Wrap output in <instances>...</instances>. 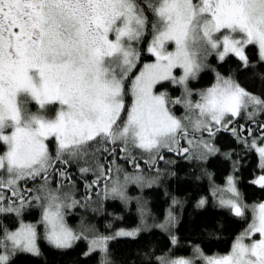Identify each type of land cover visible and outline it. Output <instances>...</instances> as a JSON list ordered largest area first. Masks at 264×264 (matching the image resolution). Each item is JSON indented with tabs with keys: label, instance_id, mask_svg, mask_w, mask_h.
Masks as SVG:
<instances>
[{
	"label": "snow or ice",
	"instance_id": "obj_1",
	"mask_svg": "<svg viewBox=\"0 0 264 264\" xmlns=\"http://www.w3.org/2000/svg\"><path fill=\"white\" fill-rule=\"evenodd\" d=\"M149 35L146 51L154 61L144 63L127 83L140 59L138 45ZM250 45L264 63V0H0V189L7 188L16 197L5 205L0 192V215L21 218L30 201L20 193L19 182L40 178L45 181L39 188L43 195L34 199L45 202L43 238L57 249H68L88 238L74 233L63 220L62 209L77 202L65 205L58 189L48 186L50 170L57 163H87L97 152H108L106 145L119 142L126 159L134 162L130 148H138L149 154L145 163L153 167L164 159L162 149L203 160L218 151L211 143L217 133L231 132L240 140L229 125L242 115L255 120L264 114V98L249 93L231 76L216 73V83L193 101L189 80L197 78L213 54L220 61L233 54L243 68L254 67L245 54ZM174 69H181L182 75H174ZM165 82L181 86V97L157 92ZM129 95L131 103L126 104ZM173 104L183 105V117L172 113ZM181 140L188 146L182 147ZM248 146L258 152L264 169V147H258L256 139ZM97 167L93 184L105 175L104 165ZM89 171L90 167L80 168L81 173ZM59 174L67 177L66 171ZM133 182L152 186L142 176ZM252 183L264 188V175ZM227 185L232 198H221L219 205L244 217L249 206L240 202L233 177L227 178ZM110 192L125 198L120 187L113 186ZM108 193L106 186L105 196ZM204 204L201 199L198 207ZM251 211L252 222L228 254L205 256L196 248L197 258L203 264H264V203L251 206ZM174 221L169 213V224ZM139 231L95 235L88 240L85 255L99 251L100 264H111L108 242L135 237ZM257 233L259 239L245 243ZM38 238L36 225L22 218L15 230L0 224V264H12L20 253L41 255ZM159 260L194 264L185 258Z\"/></svg>",
	"mask_w": 264,
	"mask_h": 264
},
{
	"label": "trees",
	"instance_id": "obj_2",
	"mask_svg": "<svg viewBox=\"0 0 264 264\" xmlns=\"http://www.w3.org/2000/svg\"><path fill=\"white\" fill-rule=\"evenodd\" d=\"M149 18L151 19L150 13ZM149 40L150 35L138 45L140 59L127 83L138 74L144 63L153 59V56L146 51ZM245 54L254 67L243 68L242 62L233 54L226 56L224 61H220L215 54L210 55L207 65L198 73L197 78L189 80V87L195 91L192 97L199 98L198 92L210 87L216 81V73H219L225 78L231 76L249 93L264 98V79H262L264 63L258 60L255 46H247ZM156 89L166 90L172 99L181 97L183 92L181 86L169 82H165L162 87L158 85ZM130 103L129 95L126 97V104ZM169 106L174 114L183 112L182 105ZM250 121H254L260 130L264 125V114L258 115L255 120H248L243 115L235 118L231 126L238 123L236 131L241 139L237 140L231 132L217 133L211 143L218 151L203 160L165 155L164 163L157 169L144 167L142 170L147 172L157 171L150 176L154 178L152 186L141 190H129L126 200L109 193L105 196V191L102 192V189L88 197L83 190L89 186L82 185L83 180L91 184L97 179L99 175L97 164L104 165L105 172L99 180L107 179V169L110 167H112L111 173L115 174L117 169H126L121 161L108 157L113 147L123 146L119 142L117 145H106L109 148L108 152H97L95 157H89L87 163L81 160L64 164L58 168V173L66 171L70 179L61 181L63 177L59 174L58 183L52 185L49 177L48 186L52 190L58 189L57 194L67 200L69 205L72 201L77 202L70 209L65 208L67 222L76 234L87 238L89 233L95 232L112 236L118 228H140L135 237L119 236L108 242V258L111 264H160V257L166 260L187 258L193 260L194 264H202L194 249L199 248L205 256L228 254L237 236L248 228L252 220V214L247 208L244 217H236L230 209L221 207L219 200L216 199L218 194L215 192L214 195L213 189L224 184L227 178L232 176L243 204L249 206L264 199V188L252 183L262 172L259 154L255 148L248 146L254 138H257L259 143L264 142V139H261L264 127L261 130L262 135L258 131L249 135L247 127L241 131V126L245 124L240 126V123H250ZM245 139L248 141L247 145L243 142ZM49 145L54 155V141H50ZM131 149L138 150L130 148L131 156L149 159L147 156L133 154ZM226 153L230 156H226ZM59 165L61 164L57 163L55 166ZM81 167H90L91 171L81 173ZM43 183L45 181L41 179L39 184L33 186L35 195L40 194L39 188ZM106 184L109 189L108 179ZM133 197H137L140 202ZM201 199L205 204L198 207ZM32 206L23 211L21 218L23 221L36 222L39 237L37 243L41 255L20 253L13 258L12 264H100L103 254L99 251L85 255L88 251L89 238L76 241L68 249H57L50 245L43 238L45 229L40 222V208L34 204ZM140 206H144V210H140ZM168 213L175 217L172 224L166 220ZM141 216L146 220L144 227L141 226L143 225ZM21 218H17L14 214L0 215V224L12 230ZM165 220L167 228L161 227V223ZM83 223L90 226L94 232H85L82 228ZM173 237L175 243L172 242ZM245 243H251L249 237L245 239Z\"/></svg>",
	"mask_w": 264,
	"mask_h": 264
},
{
	"label": "rangeland",
	"instance_id": "obj_3",
	"mask_svg": "<svg viewBox=\"0 0 264 264\" xmlns=\"http://www.w3.org/2000/svg\"><path fill=\"white\" fill-rule=\"evenodd\" d=\"M168 50L169 51H172V50H174V45H168ZM210 58V56L207 58V61H208V59ZM154 61V57H153V59L150 61V62H153ZM207 61L205 62L206 63V65H207ZM150 62H146V63H150ZM173 72H174V75H176L177 77L178 76H180V75H182V70L181 69H174L173 70ZM235 80V79H234ZM216 83V81L211 85V86H213L214 84ZM210 86V87H211ZM209 88V87H208ZM156 91L157 92H160V90H157L156 89ZM161 91H166V90H161ZM193 92H195V91H193ZM200 92V91H199ZM198 92V93H199ZM177 98V97H176ZM173 99H175V98H173ZM191 99L193 100V101H195V100H198L199 98H196V99H194L193 97H191ZM30 107H31V105H30ZM169 108H170V106H169ZM31 109L33 110V111H35L36 110V108H35V105H33V107H31ZM182 109H183V112H181L180 114H174V112L171 110V108H170V110L172 111V113L174 114V115H176L177 117H183L184 116V113H185V110H184V107H183V105H182ZM238 118V117H237ZM235 119V118H234ZM233 119V120H234ZM247 119V118H246ZM203 137H204V139H208V135L206 134V132L205 133H203ZM254 139H256V141H257V138H254ZM185 143H186V141H185ZM187 144V143H186ZM213 144V143H212ZM214 145V144H213ZM215 146V145H214ZM257 146L258 147H264V142L263 143H259L258 141H257ZM215 148H216V146H215ZM138 149V148H137ZM165 151L166 149H162L161 150V153H162V151ZM131 151H132V153L133 154H137V155H141V156H147L148 158H149V154L148 153H146V152H143L142 150H140V149H138V150H133V149H131ZM160 153V154H161ZM209 156V155H208ZM165 161V160H164ZM164 161L163 162H161V164L162 163H164ZM197 161H200V160H197ZM160 164V165H161ZM158 168V167H157ZM128 171V172H124V171ZM261 171L262 172H260L259 173V177L261 176V175H264V169H261ZM116 174L115 173H112V176L110 177V179H109V182H110V186H109V194H112L111 192H110V189L113 187V186H117V187H120L121 189H122V191H123V193H124V199L123 200H126V198H127V192L129 191V190H131V189H138V190H141V189H143V188H145V187H147V184L146 183H144V184H142V183H136V182H133L134 181V179L136 178V177H138V176H142V177H144V180L147 182V181H154V178H150V176H151V174H153V173H155V172H157V171H152V172H147V171H145V170H133V171H131L130 170V168H126V169H117L116 170ZM115 174V175H114ZM125 176H127L128 177V180L126 181L125 180ZM232 177V176H231ZM52 181V180H51ZM233 181H234V184H235V187H236V189H237V191L239 192V189L237 188V186H236V183H235V179L233 178ZM57 182H53L52 181V185H54V184H56ZM106 186L108 187V185L107 184H104V186H103V188H101L102 189V192L103 191H105V188H106ZM227 187H228V185H227V181L224 183V184H222V185H219V186H217L216 188H214L213 189V192H216L218 195L216 196V199L217 200H220L221 198H224V199H229V198H232V194L230 193V192H228L226 189H227ZM239 194H240V192H239ZM43 194L40 192V194L39 195H31V196H29L26 200L27 201H30V206L29 207H33L32 205L34 204L35 206H38L39 208H40V211H41V216H40V222L42 221V212H43V208L41 207V205L42 204H44L45 202L41 199V200H35L34 199V197H36V196H42ZM68 195V194H67ZM113 195V194H112ZM115 196H117V197H119L120 198V196L119 195H115ZM121 199V198H120ZM133 199H136L138 202H140L139 201V199L137 198V197H133ZM61 200L63 201V203L65 204V205H69L68 204V202H67V200L65 201L63 198H61ZM240 202L243 204V201H242V197H241V194H240ZM259 203H264V199L263 200H260V201H258V202H256V203H253V204H250L249 205V208H247V210H249L250 212H251V214H252V211H251V206H253V205H257V204H259ZM245 205V204H244ZM29 207H26L25 209H27V208H29ZM68 209H70V207H68V206H66ZM66 207H64L63 209H62V213H63V220H64V223H65V225L68 227V228H70L74 233H75V231L70 227V225L68 224V222H67V219H66V211H67V209L65 210V208ZM139 209L140 210H144V206H140L139 207ZM245 211H246V209H245ZM168 216H169V213L167 214V218H166V220L168 221ZM252 219V218H251ZM164 221L163 223H161V225H164V227L165 228H167L168 227V225H167V221ZM23 222H25V223H32V224H34V225H36V228H37V224H36V222H30V221H23ZM141 222L143 223V225H141L142 227H144L145 225H146V220L144 219V217H142L141 216ZM251 222H252V220H251ZM250 222V223H251ZM42 223V222H41ZM42 225H43V227H44V229H45V225L42 223ZM18 227V225L14 228V229H12V230H15L16 228ZM82 228L85 230V232H94V231H92V228L90 227V226H88V225H86V224H84L83 223V225H82ZM135 229H140L139 227H135V228H118L116 231H115V233H117L118 231H120V230H124V231H133V230H135ZM89 236H88V238H89V240L93 237V236H95V235H100L99 233H97V232H95V233H89L88 234ZM255 235H258L257 237H255ZM250 238V242H252L253 240H257V239H259L260 237H259V234L257 233V234H254V235H252L251 237H249ZM185 259H187V258H185ZM191 260V259H190ZM202 264H203V261H202Z\"/></svg>",
	"mask_w": 264,
	"mask_h": 264
},
{
	"label": "flooded vegetation",
	"instance_id": "obj_4",
	"mask_svg": "<svg viewBox=\"0 0 264 264\" xmlns=\"http://www.w3.org/2000/svg\"><path fill=\"white\" fill-rule=\"evenodd\" d=\"M238 124V123H237ZM237 124L235 125V128L237 127ZM241 124H245V128L247 127V131L248 133L249 132V129H248V125L249 123H241ZM240 124V126H241ZM255 126V127H254ZM229 127H231V125H229ZM252 134L254 131H258V133H260V135H262L263 133L258 130V127H257V124H254L252 127ZM242 131V130H241ZM250 134V135H252ZM264 135V134H263ZM181 146L182 147H187L186 146V143L184 140H181ZM115 149V151H112V149ZM110 151H109V154H108V157H112L113 159H115L116 161H121L125 166L126 168H132V169H136L137 170V167H136V164H139V169L142 170L144 169V167L147 169H151V168H154V169H157V167L161 164V162H163L165 160V156H164V159L161 160V161H157V164H155V166L153 167H149V165L147 163H145V161H147L145 158H136L135 157V161H130L128 159L125 158V153L121 151V148H123V146H120V145H117L116 148L113 147ZM167 155H172V156H175L176 158H179L181 157V155H178L177 153L175 152H172V153H167ZM134 157V156H132ZM64 164H61L59 166H55V169L54 170H50V175L49 177L51 178V180L53 182H57L58 183V177L59 176V173H58V168H60L61 166H63ZM109 169V168H108ZM107 169V172H109ZM111 171H112V167H110ZM78 178L79 176L76 175ZM69 174L67 173V177H63L61 178V181H64L66 179H69ZM97 180V179H96ZM96 180H93V181H96ZM41 181L40 178H37L36 180H31V179H28V180H21L19 182V190H20V193L23 195V196H26V194L28 195L29 193H31L32 191H34L33 189V186H35L36 184H39ZM69 181V180H68ZM93 181L91 184H89L86 180H83V184L82 185H91V187L87 188L86 190L84 189L83 191L85 192L86 195H88V197H91L94 193L98 192L101 188H103L104 184L107 183V179H102V180H98L97 183L93 184ZM62 184V183H61ZM28 190L29 193H28ZM0 192H3V195L5 196V201H4V204L7 205V203L9 202V199L15 201L16 200V197H13L11 195V192L7 189V188H4V189H0Z\"/></svg>",
	"mask_w": 264,
	"mask_h": 264
},
{
	"label": "water",
	"instance_id": "obj_5",
	"mask_svg": "<svg viewBox=\"0 0 264 264\" xmlns=\"http://www.w3.org/2000/svg\"><path fill=\"white\" fill-rule=\"evenodd\" d=\"M251 125H252V123L248 125V128H249V129L251 128V127H250ZM231 128H234V126L231 127ZM262 128H263V127H261V129H262ZM243 129H244V128H242V130H243Z\"/></svg>",
	"mask_w": 264,
	"mask_h": 264
},
{
	"label": "bare ground",
	"instance_id": "obj_6",
	"mask_svg": "<svg viewBox=\"0 0 264 264\" xmlns=\"http://www.w3.org/2000/svg\"><path fill=\"white\" fill-rule=\"evenodd\" d=\"M242 128H245V126L244 125H242L241 126V130H242ZM182 157V156H181ZM109 162V161H108ZM72 187V186H71ZM72 189V188H71ZM70 194H72V193H70ZM88 199V198H87ZM227 250V249H226Z\"/></svg>",
	"mask_w": 264,
	"mask_h": 264
}]
</instances>
